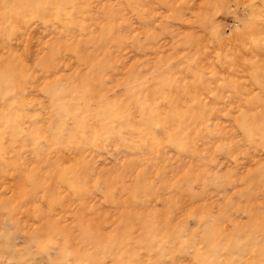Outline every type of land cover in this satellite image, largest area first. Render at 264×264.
Returning <instances> with one entry per match:
<instances>
[{
    "label": "rangeland",
    "instance_id": "374dc122",
    "mask_svg": "<svg viewBox=\"0 0 264 264\" xmlns=\"http://www.w3.org/2000/svg\"><path fill=\"white\" fill-rule=\"evenodd\" d=\"M0 264H264V0H0Z\"/></svg>",
    "mask_w": 264,
    "mask_h": 264
}]
</instances>
